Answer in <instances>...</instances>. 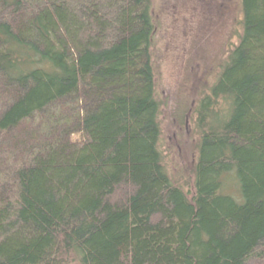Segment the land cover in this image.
<instances>
[{
    "label": "trees",
    "instance_id": "1",
    "mask_svg": "<svg viewBox=\"0 0 264 264\" xmlns=\"http://www.w3.org/2000/svg\"><path fill=\"white\" fill-rule=\"evenodd\" d=\"M162 149L151 0H0V264H264V0Z\"/></svg>",
    "mask_w": 264,
    "mask_h": 264
},
{
    "label": "rangeland",
    "instance_id": "2",
    "mask_svg": "<svg viewBox=\"0 0 264 264\" xmlns=\"http://www.w3.org/2000/svg\"><path fill=\"white\" fill-rule=\"evenodd\" d=\"M162 149L176 183L190 188L197 158L195 107L238 43L241 0H151Z\"/></svg>",
    "mask_w": 264,
    "mask_h": 264
}]
</instances>
